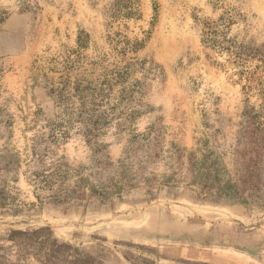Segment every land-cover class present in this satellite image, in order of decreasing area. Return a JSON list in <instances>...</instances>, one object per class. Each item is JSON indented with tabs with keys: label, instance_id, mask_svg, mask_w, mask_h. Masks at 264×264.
I'll return each instance as SVG.
<instances>
[{
	"label": "rangeland",
	"instance_id": "rangeland-1",
	"mask_svg": "<svg viewBox=\"0 0 264 264\" xmlns=\"http://www.w3.org/2000/svg\"><path fill=\"white\" fill-rule=\"evenodd\" d=\"M226 15L264 47V0H0V264H264L261 100L201 43Z\"/></svg>",
	"mask_w": 264,
	"mask_h": 264
},
{
	"label": "trees",
	"instance_id": "trees-1",
	"mask_svg": "<svg viewBox=\"0 0 264 264\" xmlns=\"http://www.w3.org/2000/svg\"><path fill=\"white\" fill-rule=\"evenodd\" d=\"M234 19L230 15L221 16L214 23H204L201 32V43L205 48L216 54H226L232 60L233 65L238 68L237 75L244 78V94L259 96L261 104L259 110L254 113V117L259 119L261 125H264V47L260 49H250L242 44L235 43L227 37V32ZM255 60L252 70L246 67L249 60ZM139 93L138 91H127L124 94L125 101H131L132 97Z\"/></svg>",
	"mask_w": 264,
	"mask_h": 264
}]
</instances>
